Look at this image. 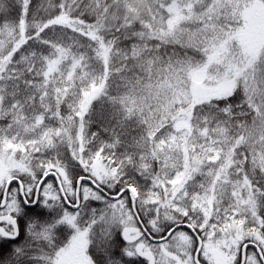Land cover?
<instances>
[{
    "label": "snow or ice",
    "instance_id": "6c2138e0",
    "mask_svg": "<svg viewBox=\"0 0 264 264\" xmlns=\"http://www.w3.org/2000/svg\"><path fill=\"white\" fill-rule=\"evenodd\" d=\"M0 264H264V0H0Z\"/></svg>",
    "mask_w": 264,
    "mask_h": 264
}]
</instances>
